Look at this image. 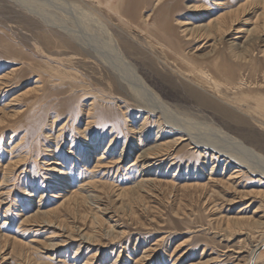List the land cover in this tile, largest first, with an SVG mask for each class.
<instances>
[{
  "label": "rangeland",
  "instance_id": "obj_1",
  "mask_svg": "<svg viewBox=\"0 0 264 264\" xmlns=\"http://www.w3.org/2000/svg\"><path fill=\"white\" fill-rule=\"evenodd\" d=\"M220 15L233 27L209 39ZM189 65L264 97V0H0V264H246L264 183L191 140L264 157V115Z\"/></svg>",
  "mask_w": 264,
  "mask_h": 264
},
{
  "label": "bare ground",
  "instance_id": "obj_2",
  "mask_svg": "<svg viewBox=\"0 0 264 264\" xmlns=\"http://www.w3.org/2000/svg\"><path fill=\"white\" fill-rule=\"evenodd\" d=\"M252 2V1H251ZM244 5V4H243ZM242 5V6H243ZM241 6V5H240ZM244 8V7H243ZM233 12V11H232ZM238 15V13H237ZM221 16V15H220ZM226 16V15H225ZM224 17V16H223ZM236 17V15H235ZM237 18V17H236ZM235 18V19H236ZM217 19V17H216ZM222 16L218 18L217 23L215 25H210L211 27L209 28H205L203 27V29L205 30L202 34L203 35H207L210 36L209 39L211 38V36H220L222 34H228L229 30H231L230 28L233 26H230V24L227 26L225 21H222ZM233 19V18H232ZM233 22V21H232ZM235 22V21H234ZM52 26H54L55 24H51ZM100 25V24H99ZM232 25V24H231ZM103 27L104 26H100ZM102 28V29H103ZM200 28V27H197ZM102 31V30H101ZM106 31V30H105ZM189 31V29H188ZM194 31V30H193ZM198 31V30H196ZM201 31V30H200ZM242 31V30H241ZM240 31V32H241ZM108 33V32H107ZM195 32H193L194 34ZM198 33V32H197ZM97 34V33H96ZM230 35V34H229ZM103 36V35H101ZM108 36V34H107ZM106 37V36H105ZM103 39V37H102ZM93 44V43H92ZM109 44H110V49L112 51L113 56L116 58L115 60L119 61L120 64H123L124 66H126L130 71V73L132 74V76L134 77V79L138 82V80H140V78L138 77V73L136 72V69L133 68L130 63L125 59L124 54L121 52V50L116 46L115 43H113L112 41V37H110L109 34ZM109 49V50H110ZM236 55V54H235ZM242 55H244L245 58H247L248 55V50L246 49L244 51V53H242ZM238 57L240 56V54L237 55ZM218 67H222L223 63L222 62H218L216 64ZM218 67H216L217 72L220 73L222 72L221 68L220 70H218ZM212 71H215V69H211ZM224 70V69H223ZM186 71V70H185ZM184 71V72H185ZM187 74L188 76H192L191 78H194L195 81L198 82V84L200 83H204L205 85H208L209 88H211L213 91H215L220 97H223V99L229 101L230 103L233 102V104L235 103H239L241 102V104H243L244 102L249 103L250 101H255L256 105L254 106L252 105H246L245 104V110L248 112H252L254 114H260V115H264V97L258 96V95H254L252 94L253 92H256L254 90H258V87H249V86H245V82L244 80H234L232 77H227L224 79V82H221L220 80H216L213 76H211L208 72L204 71V69L199 68L197 66H193V65H189L188 69H187ZM141 81V80H140ZM140 84V83H139ZM223 85H226L223 87ZM247 85V84H246ZM254 86V85H253ZM143 88V90L145 91L144 94L148 95L152 102L154 104H156L157 109L156 110H160L161 111H167V112H171L170 111V104L168 102H166L158 93H156L154 90H152L150 87H148L146 84H144L143 82L141 83V86ZM246 88V89H245ZM139 89V87H138ZM245 89V90H244ZM141 90V89H140ZM247 92V93H246ZM135 94H137L134 91ZM214 93V92H213ZM216 94V95H217ZM232 94V95H231ZM256 94V93H255ZM145 95V96H146ZM141 104V103H140ZM149 104V103H146ZM147 106V105H146ZM145 106V107H146ZM143 108V107H142ZM143 110H145L143 108ZM147 110V109H146ZM145 110V111H146ZM148 113L151 112V110L147 111ZM164 115V114H162ZM166 115V114H165ZM160 117V116H159ZM165 117V116H164ZM168 120L169 116L167 115ZM167 120V122H168ZM170 122V121H169ZM172 122V121H171ZM147 123V122H146ZM160 124V123H159ZM174 124V123H173ZM168 125V124H166ZM178 125V124H176ZM165 126V125H164ZM182 126V125H181ZM167 127V126H166ZM165 129V128H164ZM167 134L173 131H176L177 135L175 139H173V144L176 145L178 143H181L184 140H187L189 138H187L188 134L181 131V130H177V126L174 125H169L167 127ZM187 129V128H186ZM188 131V130H187ZM223 137H225L226 139V135H224L223 133H220ZM192 139V138H191ZM194 139V138H193ZM201 139V138H200ZM196 140V138H195ZM195 140H191V143L195 144L194 147H198V148H203L202 150L206 153V151L210 150L212 156L211 157H215L216 161H225V165L226 168L227 167H232L233 171L231 174V178H235V177H239L242 175V173H248L249 176H253V177H258L259 182L260 183H264V157H261L260 155L256 154L252 149H250L249 147L245 146L243 143H241L240 141H237L235 139V141H232V146L234 149L238 150L239 152L247 155L246 157H248L249 159H244V158H239V159H233L234 157H232L233 155H231L229 153V150H225L222 147V144L220 142L221 145L216 146L208 144V143H203L200 141H195ZM213 140V139H211ZM215 140V139H214ZM224 140V139H223ZM202 141V140H201ZM225 141V140H224ZM209 142V141H208ZM217 143V145H218ZM223 143V142H222ZM226 143V142H225ZM162 144V143H161ZM165 144V142L163 143ZM224 144V143H223ZM227 144V143H226ZM243 144V145H242ZM153 148V147H152ZM167 150L165 149V146H159L156 149H152L150 151H148L146 153V156L149 158H156L158 156H163L164 153H162V150ZM217 155V156H215ZM239 155V154H238ZM145 156V155H144ZM235 156V155H234ZM222 157V158H221ZM245 157V156H244ZM245 157V158H246ZM233 178V179H234ZM232 180V179H231ZM233 183V182H231ZM262 183V184H263ZM233 185V184H232ZM193 186V185H192ZM211 193V192H210ZM76 194V193H75ZM71 197V196H70ZM74 197V196H73ZM57 198H61V195H57ZM68 199V198H66ZM62 203H64V200L62 201ZM61 203V204H62ZM58 208V207H56ZM55 210V209H54ZM51 216V215H50ZM231 228V227H230ZM18 241V240H17ZM264 251V241L262 242H258L257 244H254L249 252L248 255V260L246 262V264H254V261L261 255V253ZM140 258V257H139ZM143 258V257H142ZM89 263V262H88ZM87 264V263H86Z\"/></svg>",
  "mask_w": 264,
  "mask_h": 264
}]
</instances>
